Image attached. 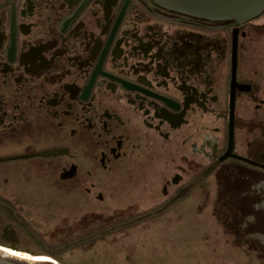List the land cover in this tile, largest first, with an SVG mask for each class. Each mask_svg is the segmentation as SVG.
Masks as SVG:
<instances>
[{
    "label": "flooded vegetation",
    "instance_id": "obj_1",
    "mask_svg": "<svg viewBox=\"0 0 264 264\" xmlns=\"http://www.w3.org/2000/svg\"><path fill=\"white\" fill-rule=\"evenodd\" d=\"M12 156L0 165L44 161L70 188L169 156L162 193L208 201L215 184L230 232L264 260V9L239 21L160 0H0V158Z\"/></svg>",
    "mask_w": 264,
    "mask_h": 264
},
{
    "label": "rangeland",
    "instance_id": "obj_2",
    "mask_svg": "<svg viewBox=\"0 0 264 264\" xmlns=\"http://www.w3.org/2000/svg\"><path fill=\"white\" fill-rule=\"evenodd\" d=\"M169 159L138 177L98 176L75 188L45 175L44 161L29 173L1 164L0 246L60 264H264L230 232L215 184L208 201L198 190L177 200L173 190L162 193L174 171Z\"/></svg>",
    "mask_w": 264,
    "mask_h": 264
},
{
    "label": "water",
    "instance_id": "obj_3",
    "mask_svg": "<svg viewBox=\"0 0 264 264\" xmlns=\"http://www.w3.org/2000/svg\"><path fill=\"white\" fill-rule=\"evenodd\" d=\"M165 6L182 12L208 18H234L246 20L259 14L264 9V0H160ZM58 150H46L37 155H53ZM18 156L3 157L0 161L15 159ZM0 264H60L47 259L36 258L0 246Z\"/></svg>",
    "mask_w": 264,
    "mask_h": 264
}]
</instances>
